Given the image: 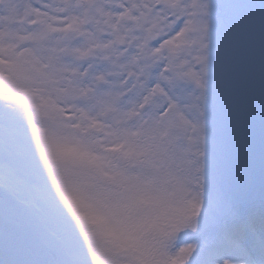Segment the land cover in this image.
<instances>
[{"label": "snow or ice", "instance_id": "6c2138e0", "mask_svg": "<svg viewBox=\"0 0 264 264\" xmlns=\"http://www.w3.org/2000/svg\"><path fill=\"white\" fill-rule=\"evenodd\" d=\"M0 264H264V0H0Z\"/></svg>", "mask_w": 264, "mask_h": 264}]
</instances>
